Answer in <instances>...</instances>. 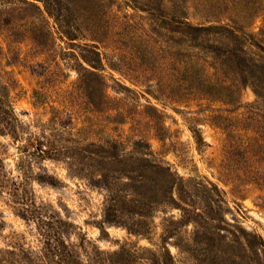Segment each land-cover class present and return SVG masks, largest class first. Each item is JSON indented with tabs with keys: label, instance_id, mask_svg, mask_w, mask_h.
Here are the masks:
<instances>
[{
	"label": "rangeland",
	"instance_id": "obj_1",
	"mask_svg": "<svg viewBox=\"0 0 264 264\" xmlns=\"http://www.w3.org/2000/svg\"><path fill=\"white\" fill-rule=\"evenodd\" d=\"M70 2L86 26L72 41L59 32L53 18L49 17V31L44 26L47 36H41L27 17L0 14V84L10 85L7 91L0 89V104H12L18 130L40 139L45 136L43 145L57 149L44 158L27 151L19 155L9 134L0 135V246L11 232L38 244L34 220L19 216L35 202L74 222L80 228L76 232L85 233L103 250H116L126 242L157 247L164 218L180 217L179 209L156 207L147 220L151 230L144 236L128 233L123 225H106L107 240L100 235L97 225L107 194L101 180L106 175L124 176L115 169L122 165L108 160L109 145L116 141L120 154L136 145L151 148L183 178L218 188H192L191 193L195 206L205 209L212 204L211 214L227 238L195 234V223L182 226L168 244L175 264H229L215 256L213 261L217 243L252 261L256 254L247 240L241 239L242 250L229 239H235L231 231L264 237V102L248 85L241 87L237 103L221 100L219 93L207 95L202 87L188 89L183 78L189 76L180 71L185 64L181 60L189 52H197V64L203 66L211 59L197 49H178L169 19L175 10L173 0H155L161 10L152 13L128 0ZM183 4L192 21L209 18L233 24V20L264 49V0ZM1 116L0 130L9 132L11 126ZM193 128L203 143H196ZM34 144L24 142L28 149ZM45 174L49 178L33 180Z\"/></svg>",
	"mask_w": 264,
	"mask_h": 264
},
{
	"label": "trees",
	"instance_id": "obj_2",
	"mask_svg": "<svg viewBox=\"0 0 264 264\" xmlns=\"http://www.w3.org/2000/svg\"><path fill=\"white\" fill-rule=\"evenodd\" d=\"M128 1L133 3L135 8L149 13L156 9L161 10L159 2L155 0ZM163 1L166 0H160ZM172 3L175 10L169 19L174 25L178 49L185 48L188 51L197 49L195 51L204 53L206 58L211 59L209 64H204L205 68L197 64V52H189L186 59L181 60L185 64L180 71L189 76V79L183 78L188 89L192 91L202 87L207 95L219 93L221 100L237 103L240 100L241 87L248 85L257 100L264 102V49L253 41L254 35L243 32L233 20H230L233 24L209 18L200 22L192 21L184 8L183 0H173ZM72 6L74 4L70 0H0V14L27 17L35 34L40 33L41 36L45 33L47 36V31L51 27L49 17L53 18L59 32L72 41L79 38V31L86 27L83 25L82 15L75 12ZM44 26L48 28L47 31ZM206 67L213 72H206ZM200 70L205 72L204 78H200ZM219 75L222 78L217 77ZM1 88L7 91L10 85L0 84ZM0 113L2 119L11 126L9 132L0 130V135L9 134L16 143L19 155L27 151L30 156L44 158L57 151L55 147L47 148L43 145L41 139L45 136H41L40 139L32 132L18 130L14 123L19 119L12 104H0ZM192 131L196 143H203L199 130L193 128ZM27 140L35 141L32 149L24 145ZM108 160L114 166L122 165L121 168L117 166L115 169L124 176L109 179L106 175L101 180L107 191L103 200L102 220L97 225L101 237L107 240L109 236L106 225H123L128 233L144 236L151 230L147 220L153 216L156 207L165 204L179 209L180 217L164 218L165 223L161 227L160 243L157 247L136 246L126 242L116 250H103L93 240L87 238L85 233L76 232L75 229L80 228L74 222L55 210L51 211L44 205L31 202L19 212V216L34 220L38 244L35 246L27 243L22 233L11 232L3 236L5 242L0 246V264H175L168 244L182 226L195 223V234L216 235L221 240L227 238L222 232L225 228L220 226L219 220L211 214L215 210L212 204H208L205 209L195 206L196 201L191 193L192 188H195V191H218L215 184L208 182L209 185H205L203 182L195 181L193 183L192 180L183 178L173 171L167 162L157 159L151 148L144 150L140 145L133 146L125 154H120L118 142L113 141L108 148ZM44 177L49 178V175L45 174L39 178L35 176L33 180L42 181ZM50 177V181H54L53 176ZM2 223L1 220L0 229ZM231 234L235 239L229 241L235 242L233 244H237L238 247L240 245L242 250L244 247L240 244L241 239L247 240L246 245L253 249L256 258L249 261L241 252L228 251L217 243L219 250L212 256L213 261L215 256L217 261L220 259L224 263L226 259L229 264L264 262V237L244 231L239 233L231 231ZM171 243L181 249L177 242ZM210 245L213 246L215 243Z\"/></svg>",
	"mask_w": 264,
	"mask_h": 264
}]
</instances>
